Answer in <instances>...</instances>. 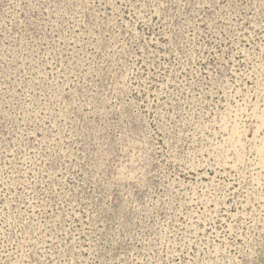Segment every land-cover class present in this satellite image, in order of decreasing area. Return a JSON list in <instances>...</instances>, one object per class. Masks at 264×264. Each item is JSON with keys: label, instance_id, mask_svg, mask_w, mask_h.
Masks as SVG:
<instances>
[{"label": "rangeland", "instance_id": "obj_1", "mask_svg": "<svg viewBox=\"0 0 264 264\" xmlns=\"http://www.w3.org/2000/svg\"><path fill=\"white\" fill-rule=\"evenodd\" d=\"M0 264H264V0H0Z\"/></svg>", "mask_w": 264, "mask_h": 264}]
</instances>
